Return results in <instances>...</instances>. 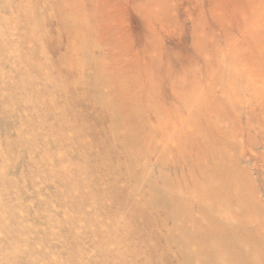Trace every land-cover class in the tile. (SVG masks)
Returning a JSON list of instances; mask_svg holds the SVG:
<instances>
[{
  "label": "rangeland",
  "instance_id": "1",
  "mask_svg": "<svg viewBox=\"0 0 264 264\" xmlns=\"http://www.w3.org/2000/svg\"><path fill=\"white\" fill-rule=\"evenodd\" d=\"M209 234L264 264V0H0V259L207 264Z\"/></svg>",
  "mask_w": 264,
  "mask_h": 264
},
{
  "label": "bare ground",
  "instance_id": "2",
  "mask_svg": "<svg viewBox=\"0 0 264 264\" xmlns=\"http://www.w3.org/2000/svg\"><path fill=\"white\" fill-rule=\"evenodd\" d=\"M177 205V204H176ZM176 205H174L173 207H175ZM177 206H179V205H177ZM167 212H169L168 211V209H167ZM126 233H127V231H126V229L124 228L123 230H122V234L123 235H126ZM201 233V232H200ZM198 234V233H197ZM202 235V234H201ZM209 235H211V234H209ZM203 236V235H202ZM207 236H208V233H207ZM189 237V236H188ZM187 237V238H188ZM198 237V236H197ZM195 238V240H193V241H198V242H200V243H202V245L201 246H203L204 248H205V250H206V252L208 253L207 255H204V253L203 252H201V253H197V254H192V255H189V254H186V256H185V258H184V260L186 261V262H189L190 261V259H191V257H193V258H195V257H204L205 258V261L204 262H206L207 264H217V263H219V262H221L220 261V259H219V257L222 255H219L218 254V251L220 252L221 250H226L227 249V247H221L220 248V246H219V248L220 249H218V251L217 250H215V248H214V250L211 252V249H212V246H213V242H212V235H211V237H207L206 239H204L203 238V240H205V241H202L199 237L198 238ZM191 240V239H190ZM189 241V240H188ZM192 241V240H191ZM248 244H250L251 246V248H252V251L254 250V251H257V249H258V246H254L249 240H245ZM235 242V241H234ZM241 243V242H240ZM253 245V246H252ZM216 246V245H215ZM232 247V246H231ZM15 249V246H10L9 247V250H14ZM229 249V248H228ZM261 249V248H260ZM251 251V252H252ZM205 252V253H206ZM261 254V253H260ZM218 255H219V257H218ZM229 256H230V260L232 261V262H234L235 263V261H236V263L238 264L239 263V259H241V258H243L244 256V254H242V252H241V248H240V246H234V248L232 249V250H230V252H229V254H228ZM247 256V255H246ZM261 259V261H263L264 260V257H259L258 258V260H260ZM226 260V259H225ZM225 260H223L222 261V263H225L226 261ZM8 261H9V259L8 258H6L5 256H2V258L0 259V264H8ZM227 263V262H226ZM228 264V263H227ZM261 264V263H260Z\"/></svg>",
  "mask_w": 264,
  "mask_h": 264
}]
</instances>
